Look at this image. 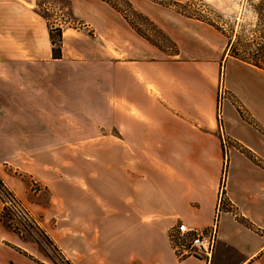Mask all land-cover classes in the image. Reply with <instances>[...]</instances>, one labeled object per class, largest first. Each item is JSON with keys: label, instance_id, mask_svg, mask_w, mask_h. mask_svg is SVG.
<instances>
[{"label": "crops", "instance_id": "crops-1", "mask_svg": "<svg viewBox=\"0 0 264 264\" xmlns=\"http://www.w3.org/2000/svg\"><path fill=\"white\" fill-rule=\"evenodd\" d=\"M92 9L94 36L64 31L54 58L38 19L0 1V154L20 155L15 168L45 186L27 206L43 233L72 264H206L178 258L169 233L215 222L211 264H264V117L250 122L233 103L224 114L218 63L148 60L155 49ZM0 178L26 196L22 179ZM3 233L30 260L2 264H54Z\"/></svg>", "mask_w": 264, "mask_h": 264}, {"label": "rangeland", "instance_id": "rangeland-1", "mask_svg": "<svg viewBox=\"0 0 264 264\" xmlns=\"http://www.w3.org/2000/svg\"><path fill=\"white\" fill-rule=\"evenodd\" d=\"M0 1L6 4L7 15L11 12L24 13L25 17L30 15L28 19H31L32 16L38 19L37 23L36 20L34 22L36 23L34 26L37 29L35 33L38 35V44L42 43V34L48 35L52 53H55L53 47L58 46L60 49L59 58L65 51V47H63L64 31H83L89 36H94V31H96L94 26L83 20L91 5L92 11L97 14L99 19L95 21L97 24L106 25L109 20L114 21L115 18L119 23H125L137 36L147 42L151 50L155 49V53L146 57L148 60H193L208 67H211L214 62L218 63L219 84L220 79H223V85L230 92L229 95L227 89L222 85L221 88L218 87L217 102L223 100L224 114L232 115L229 105L233 103L239 113L250 122H254L256 118L264 117V76L255 74L232 58L224 63L225 59L230 57L227 46L229 38L234 40L235 37H239L251 40L258 36V33L254 32L257 23L255 8L260 7L264 0ZM59 33L60 41L53 44L52 39H55ZM121 58L125 60L126 56ZM223 73L224 76L221 78ZM205 98L210 99L208 95ZM58 158L60 159L61 155H58ZM70 159L76 161L72 155ZM17 161H20V155L0 154V169L26 183V196L21 199L0 178V259L13 257L15 260L20 259L23 262L25 258L30 260L27 254L15 248L14 243L7 241L6 238L3 241V231L6 230L8 233L15 232L26 240L24 244L27 246L36 245L39 247L36 250L40 251L43 256L45 254L51 258L54 264L56 262L65 264L62 256L58 253V248L43 233L37 218L30 213L27 207L29 200L37 196L43 201L46 199L48 194L45 191V186L29 172L15 168L14 163ZM221 209L222 203L220 204ZM38 251L37 254H40ZM0 264H2L1 261Z\"/></svg>", "mask_w": 264, "mask_h": 264}, {"label": "built area", "instance_id": "built-area-1", "mask_svg": "<svg viewBox=\"0 0 264 264\" xmlns=\"http://www.w3.org/2000/svg\"><path fill=\"white\" fill-rule=\"evenodd\" d=\"M221 202L220 199L218 209ZM217 235L215 222L208 227L198 228L179 221L171 228L169 241L178 258L198 257L204 259L206 264H211Z\"/></svg>", "mask_w": 264, "mask_h": 264}, {"label": "trees", "instance_id": "trees-1", "mask_svg": "<svg viewBox=\"0 0 264 264\" xmlns=\"http://www.w3.org/2000/svg\"><path fill=\"white\" fill-rule=\"evenodd\" d=\"M255 12L257 13V23L254 32H257L258 36L251 40L240 39L239 37H235L234 40L229 38L227 46L230 57L264 71V2H262L260 7L255 8ZM60 37V33L56 35L55 39H52L51 35L52 43L57 44L56 41H60ZM59 50L58 46L53 47V52L55 51V53H52V55L54 58L60 57ZM58 253L60 252L58 251ZM60 255L65 264H72L61 253ZM55 264L60 263L56 262Z\"/></svg>", "mask_w": 264, "mask_h": 264}]
</instances>
